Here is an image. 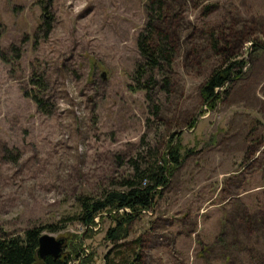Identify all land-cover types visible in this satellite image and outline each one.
<instances>
[{
	"label": "rangeland",
	"instance_id": "rangeland-1",
	"mask_svg": "<svg viewBox=\"0 0 264 264\" xmlns=\"http://www.w3.org/2000/svg\"><path fill=\"white\" fill-rule=\"evenodd\" d=\"M35 1L0 0V234L54 224L41 233L61 253L77 244L74 264H102L111 218L87 231L78 197L121 188L128 158H159L173 133L179 164L121 248L137 243L138 264H264V0H165L152 27L174 55L156 114L130 79L145 0H54L47 30ZM225 49L242 74L208 108L199 87ZM33 74L45 113L25 95Z\"/></svg>",
	"mask_w": 264,
	"mask_h": 264
},
{
	"label": "trees",
	"instance_id": "trees-1",
	"mask_svg": "<svg viewBox=\"0 0 264 264\" xmlns=\"http://www.w3.org/2000/svg\"><path fill=\"white\" fill-rule=\"evenodd\" d=\"M54 0H36L41 10L42 24L45 30L50 27V7ZM165 0H145L147 20L136 36V47L140 59L136 62L130 79L135 83V89L144 91L145 98L150 102L156 114V104L152 103V86L155 84L156 74L160 76L161 87L167 89L168 80L164 74L169 72L174 55V46L169 36L155 32L152 23L162 16ZM213 48L216 41L212 42ZM220 64L214 67L199 87V95L206 107L214 105L219 97V90L226 93L225 84L238 78L243 66V60L228 54L226 49ZM1 58L4 59L3 53ZM33 85L32 92L25 93L30 97L36 109L45 113V105L39 95L38 88L41 79L35 74L30 78ZM193 122V120H192ZM191 122V123H192ZM171 134L166 142V150L158 158L154 149L140 150L135 157L128 158L132 173L123 176L117 183L121 188L104 189L97 196L82 195L78 197V211L73 219L78 220L86 230L94 224V218L105 212L112 221L104 232V239L112 244L103 255L102 264H138L140 250L137 243L128 248H121L123 239L127 237L129 225L137 219L142 210L150 209L153 200L166 185L172 170L179 164V142L170 146ZM144 154V155H143ZM146 158V160L143 158ZM55 231L59 226L54 224L32 226L23 230L21 234H0V264H74L78 245L72 244L68 253H61L53 258L49 255L38 259L35 250L37 238L42 229ZM136 241V240H135ZM138 241V240H137Z\"/></svg>",
	"mask_w": 264,
	"mask_h": 264
},
{
	"label": "water",
	"instance_id": "water-1",
	"mask_svg": "<svg viewBox=\"0 0 264 264\" xmlns=\"http://www.w3.org/2000/svg\"><path fill=\"white\" fill-rule=\"evenodd\" d=\"M63 242V238H55L48 233H40L35 250L37 258L42 259L46 255L53 258L58 257L62 251Z\"/></svg>",
	"mask_w": 264,
	"mask_h": 264
}]
</instances>
